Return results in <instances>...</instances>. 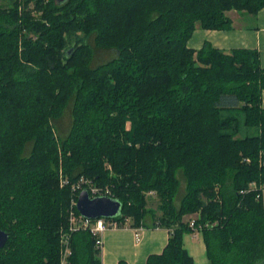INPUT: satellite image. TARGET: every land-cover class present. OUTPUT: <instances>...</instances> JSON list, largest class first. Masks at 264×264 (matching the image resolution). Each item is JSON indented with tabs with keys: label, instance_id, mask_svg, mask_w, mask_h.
Masks as SVG:
<instances>
[{
	"label": "trees",
	"instance_id": "trees-1",
	"mask_svg": "<svg viewBox=\"0 0 264 264\" xmlns=\"http://www.w3.org/2000/svg\"><path fill=\"white\" fill-rule=\"evenodd\" d=\"M262 8L0 0V264H102L96 235L69 231L70 201L90 183L122 202L121 227L129 217L132 228L168 229L146 264H196L184 246L196 228L207 264H264L260 52L188 45L198 25L228 30L229 11ZM99 51L110 59L97 63ZM150 191L160 214L147 207Z\"/></svg>",
	"mask_w": 264,
	"mask_h": 264
},
{
	"label": "crops",
	"instance_id": "crops-1",
	"mask_svg": "<svg viewBox=\"0 0 264 264\" xmlns=\"http://www.w3.org/2000/svg\"><path fill=\"white\" fill-rule=\"evenodd\" d=\"M228 15L233 20L231 29H204L198 25L188 45L197 50L209 41L215 47L224 50L258 49L261 65L264 68V8L256 14L231 10ZM262 104L264 107V91ZM262 198L264 202V189ZM169 236L168 229L162 227H145L139 238L136 229L132 227L108 229L103 236L102 264H118L121 260H125L128 264H146L150 254L163 251ZM184 246L196 264L209 262L202 231L185 233Z\"/></svg>",
	"mask_w": 264,
	"mask_h": 264
},
{
	"label": "built area",
	"instance_id": "built-area-1",
	"mask_svg": "<svg viewBox=\"0 0 264 264\" xmlns=\"http://www.w3.org/2000/svg\"><path fill=\"white\" fill-rule=\"evenodd\" d=\"M80 181H83L85 183H90V180L88 179H81ZM75 188H81V183L77 184V186H74ZM89 188L91 189V196L96 197V196H106L107 194L105 191H103L102 188L95 186L90 183ZM88 190V189H87ZM89 191V190H88ZM108 191V190H107ZM154 191H150L149 193H153ZM77 203H78V197L75 198L73 197L70 201L69 205V223H70V228L69 231H75V230H80V229H90L91 232L96 235V245L99 248L103 247V236L104 233L111 228H119L121 227L122 223H120L119 220L114 219V218H106V217H100L97 219H90L85 216H83L78 208H77ZM124 227H130V218L127 217L124 221ZM191 225H194V220L191 222ZM136 229V235L137 238L140 237L141 231L143 227H138ZM196 230H199V228H196ZM195 230V231H196ZM69 231L63 230L62 235H61V243L63 245V250H64V258H66L69 255L70 248H69V241H70V235ZM61 264H65V259L62 261Z\"/></svg>",
	"mask_w": 264,
	"mask_h": 264
},
{
	"label": "water",
	"instance_id": "water-1",
	"mask_svg": "<svg viewBox=\"0 0 264 264\" xmlns=\"http://www.w3.org/2000/svg\"><path fill=\"white\" fill-rule=\"evenodd\" d=\"M77 208L83 216L90 219L113 218L121 213L122 202L110 196L92 197L90 192L84 189L79 193ZM8 239L9 233L0 228V248L6 245Z\"/></svg>",
	"mask_w": 264,
	"mask_h": 264
},
{
	"label": "rangeland",
	"instance_id": "rangeland-1",
	"mask_svg": "<svg viewBox=\"0 0 264 264\" xmlns=\"http://www.w3.org/2000/svg\"><path fill=\"white\" fill-rule=\"evenodd\" d=\"M110 57H111V54H110L109 52H107V51H99V52L97 53V59H96V62H97V63H101V62H103V61H106V60L110 59ZM67 115H68V116H66V117L64 118V122H65L66 124L69 123L68 118L70 117L69 114H67ZM146 197H147L146 200L148 201V203H147V207H148V209L153 210L156 214H160L161 211L159 210V206H160V204H161V199H160V197L158 196V194H156V192H153V193H147V194H146ZM191 216H199V213H197V214H195V215H190V216H188V219H189V217H191Z\"/></svg>",
	"mask_w": 264,
	"mask_h": 264
},
{
	"label": "bare ground",
	"instance_id": "bare-ground-1",
	"mask_svg": "<svg viewBox=\"0 0 264 264\" xmlns=\"http://www.w3.org/2000/svg\"><path fill=\"white\" fill-rule=\"evenodd\" d=\"M81 191H82V190H81ZM81 191H80V192H81ZM78 197H79V194H78Z\"/></svg>",
	"mask_w": 264,
	"mask_h": 264
}]
</instances>
